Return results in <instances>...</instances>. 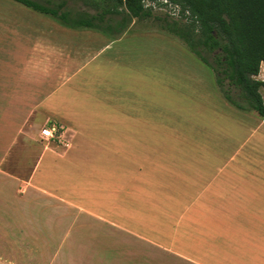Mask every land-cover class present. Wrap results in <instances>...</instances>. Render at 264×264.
<instances>
[{"label":"crops","instance_id":"0c3cea01","mask_svg":"<svg viewBox=\"0 0 264 264\" xmlns=\"http://www.w3.org/2000/svg\"><path fill=\"white\" fill-rule=\"evenodd\" d=\"M110 48L82 67L96 65L98 97L87 78L88 100H73V112L61 108L71 113L69 148L42 151L16 199L44 200L59 221L71 222L70 233L81 222L96 224L150 250L119 255L109 247L108 255L101 242L96 257L72 264H264V119L217 97L202 100L189 87L203 90L200 82L172 79L173 70L154 77L152 58L122 48L109 55ZM165 79L181 82L177 100ZM48 231L56 242L54 227Z\"/></svg>","mask_w":264,"mask_h":264},{"label":"rangeland","instance_id":"374dc122","mask_svg":"<svg viewBox=\"0 0 264 264\" xmlns=\"http://www.w3.org/2000/svg\"><path fill=\"white\" fill-rule=\"evenodd\" d=\"M177 12L168 5L155 6L152 18L133 20L122 34L109 36L88 29H72L12 0H0V264H72L81 258L96 257L104 244L108 255L113 251L109 247L115 248L119 255L143 256L150 251L133 247L136 239L130 234L103 231L96 224L85 226L81 222L70 233L71 222L59 221L56 209L46 206L44 200L39 203L27 197L19 202L16 198L21 195L19 184L29 179L42 151L67 150L42 139L41 130L49 123L67 125L66 118H71V113L66 115L61 108L73 112V100H88L89 92L83 89L87 78L91 87L97 85L93 92L94 98L98 97L99 75H92L96 65L92 63L84 71L82 67L106 46H111L109 55L122 48L137 52L138 57L147 56L149 62L152 58L154 67L150 71L154 77L161 78L162 73L173 70L176 75L172 79L185 76L192 79L190 82H200L203 90L194 83L189 87L202 91V100L215 97L225 100L213 72L180 40L161 28L160 20H176ZM260 74L264 75V70L260 69ZM113 75L108 83L118 82ZM172 79L165 81L170 83L171 100H177L181 82ZM256 79L264 82V78ZM154 92L159 93L160 89L155 86ZM260 94L264 105V89ZM190 104L186 103L188 107ZM156 105L160 104L155 103L153 111L160 114L161 107ZM69 133L66 139L71 141ZM260 153L258 149L255 160L261 161ZM226 158L227 155L219 163ZM52 226L59 237L56 242L48 231Z\"/></svg>","mask_w":264,"mask_h":264},{"label":"trees","instance_id":"16d2710c","mask_svg":"<svg viewBox=\"0 0 264 264\" xmlns=\"http://www.w3.org/2000/svg\"><path fill=\"white\" fill-rule=\"evenodd\" d=\"M72 29L109 36L122 34L133 20L153 16L163 1L179 18H164L161 28L180 40L215 76L223 98L233 107L264 119L256 78L264 63V0H12Z\"/></svg>","mask_w":264,"mask_h":264},{"label":"built area","instance_id":"2783aa9c","mask_svg":"<svg viewBox=\"0 0 264 264\" xmlns=\"http://www.w3.org/2000/svg\"><path fill=\"white\" fill-rule=\"evenodd\" d=\"M166 1H163V6H167ZM170 6V5H168ZM172 7V6H171ZM68 133V129L59 123H49L43 127L41 130L42 139L56 144L58 146H62L64 148H69L70 143L66 139Z\"/></svg>","mask_w":264,"mask_h":264}]
</instances>
